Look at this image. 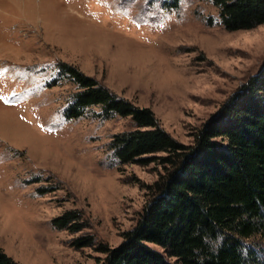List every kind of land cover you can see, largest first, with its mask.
I'll use <instances>...</instances> for the list:
<instances>
[{
	"label": "rangeland",
	"instance_id": "rangeland-1",
	"mask_svg": "<svg viewBox=\"0 0 264 264\" xmlns=\"http://www.w3.org/2000/svg\"><path fill=\"white\" fill-rule=\"evenodd\" d=\"M62 64L193 144L264 69V25L228 31L211 0H0V248L18 264H101L105 253L74 248L54 219L81 209L97 242L117 247L169 167L114 157L130 117H102L99 106L68 117L78 85Z\"/></svg>",
	"mask_w": 264,
	"mask_h": 264
},
{
	"label": "trees",
	"instance_id": "trees-1",
	"mask_svg": "<svg viewBox=\"0 0 264 264\" xmlns=\"http://www.w3.org/2000/svg\"><path fill=\"white\" fill-rule=\"evenodd\" d=\"M228 31L264 25V0H211ZM78 85L70 118L93 106L102 117H130L111 140L120 164L169 166L150 187L137 224L117 247L97 242L81 209L54 219L76 249L105 253L101 264H259L264 239V69L250 77L198 129L193 144L173 137L155 113L75 66L59 65ZM156 247H160L161 250ZM175 258V263L171 262ZM0 264H18L0 248Z\"/></svg>",
	"mask_w": 264,
	"mask_h": 264
}]
</instances>
